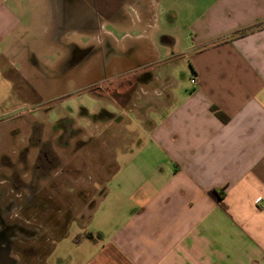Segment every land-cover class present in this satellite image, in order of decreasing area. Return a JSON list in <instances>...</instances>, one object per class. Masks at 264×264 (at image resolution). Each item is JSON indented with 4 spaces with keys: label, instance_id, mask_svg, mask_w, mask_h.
Segmentation results:
<instances>
[{
    "label": "crops",
    "instance_id": "0c3cea01",
    "mask_svg": "<svg viewBox=\"0 0 264 264\" xmlns=\"http://www.w3.org/2000/svg\"><path fill=\"white\" fill-rule=\"evenodd\" d=\"M72 1L0 0V159L9 151L2 144L5 123L25 106L22 93L42 103L43 93L59 85L72 90L74 80L89 76L84 64L77 75L64 65L71 45L89 44L73 38L92 18L70 16ZM80 1L92 7L91 0ZM154 3L153 31L145 35L137 32L138 22L116 15L124 14L117 0L95 1L106 15L92 21L104 39L98 90L109 100L108 88L118 79L137 78L141 97L112 115L117 125L124 117L140 133L129 132L130 144L117 147L126 162L116 164L82 225L73 218L85 230L74 232L64 263L264 264V0ZM160 17L169 30L162 35ZM130 30H136L130 47L108 43L107 34L119 42ZM180 58L189 68L183 85L164 67ZM125 93L116 88L118 98ZM55 252L64 255L52 247L45 258Z\"/></svg>",
    "mask_w": 264,
    "mask_h": 264
},
{
    "label": "rangeland",
    "instance_id": "374dc122",
    "mask_svg": "<svg viewBox=\"0 0 264 264\" xmlns=\"http://www.w3.org/2000/svg\"><path fill=\"white\" fill-rule=\"evenodd\" d=\"M95 1L99 2V0ZM153 1L155 0H126L122 5L124 14L123 16H118L123 23L138 22L139 28L142 29L137 32H144L145 35L147 33L151 34L153 31L151 30L153 10L156 12V3L153 4ZM68 12L70 16H76L84 12V15L87 14L90 19L92 18V8L88 5L85 6L80 0L72 1L69 4ZM87 15L85 17H88ZM165 20L160 17L157 32H160L161 35L169 32ZM92 21L93 18L90 27L84 32L73 30V38L76 41L81 43H87L88 41L89 44H93V40L96 42H99L100 38L104 40L97 30H94L92 34L93 40L86 35L80 37L82 33L84 34L87 30H91L94 27ZM106 29L108 31L111 30L109 26ZM112 33L118 40L122 36L119 32ZM128 35V37H123L119 42H115L109 34L106 37L108 43H117V45L122 43L123 49H125L130 47L132 43L134 44L133 40L136 30L128 31ZM157 43L159 46L160 38H158ZM135 48L139 49L137 45ZM145 53L147 52L145 51ZM116 57L114 55L112 59ZM169 57L172 58L171 55ZM131 62L136 63L137 61ZM83 64L87 66L89 76L84 80L81 79L80 82L77 79L76 81L74 80V88L72 90L66 91L65 87L59 85L55 92H51L48 95L43 93L42 103L38 100L37 104L31 103V101L34 98H39V96L35 97L31 93H22L21 96L25 106L16 112L19 116L18 119L7 122L4 126L9 131L7 130L6 137H3V148L14 152H5L0 159V197H4L0 202L3 205L10 203V207L5 214L6 220L17 222L23 227L28 226L31 230L36 231L37 235L43 236L44 241L41 239L37 242L36 238L28 239V242L20 246L21 248L36 247L40 249V252H44L46 250L44 248L48 247L47 239H52L50 246L61 248L64 253L59 258L56 252L54 254L50 253L45 258L47 251L40 259H37L36 256L34 257V253H27L20 257L19 264H63L67 260L65 253L68 248L72 247L71 239L74 232L83 233L85 228H76L75 222H72L65 235L58 239V236L62 234L61 227L63 221H65L63 218L64 210L72 209L73 213L70 218H75L76 222L82 225L88 216V208L98 201L106 185L107 188L109 187L107 182L115 171L116 164L121 166L122 163L126 162L124 161L126 159H121L120 155L122 153L119 152L117 147H125L130 144L132 139L128 135L129 132L134 131L137 135L140 133L135 132L136 126L128 122L124 117L122 118L124 119L123 123L121 122L117 125L116 122L118 120L112 114L120 113L117 108L126 110V104L130 100L136 99L137 101V97H141L137 95L139 92L141 94L142 91L133 86L128 93L118 98L115 95V88L118 86L113 84L108 88L109 100L112 105L109 100L102 97L101 91H92L91 88L99 80V60L87 58L80 62L77 68L69 72L77 75ZM164 67L171 69L173 79L179 84L183 85L188 81L189 68L185 58L177 59ZM43 89H46V85H43ZM122 89L126 91L125 87H122ZM101 111L111 113V115H101L97 120L91 119L93 114H98ZM124 116L130 118L129 114H124ZM64 118L73 121V128L70 130L69 127H66L62 133L54 132L53 126ZM9 138L15 140L6 142ZM40 148L42 151H47L46 154L49 159L56 157L58 169L40 181L37 180L36 173L34 174L35 179L33 178L31 185L32 187L39 186L40 189L42 188L38 194L41 196L39 198H43L42 201L44 202L47 201L42 208L37 209L33 204L30 205V203L28 204L24 201L28 197V191L22 184L28 182L31 173L23 171L22 168L25 164L31 166L34 157L38 153L43 159L44 153L37 152ZM25 150L26 153H24ZM115 155L117 156L116 159ZM15 183L20 184V186L18 188L14 187L13 184ZM23 209H26V211L23 212ZM52 209L59 211L54 213L58 217L56 222L48 218L53 214ZM57 222L58 225H56ZM38 260L41 261L38 262Z\"/></svg>",
    "mask_w": 264,
    "mask_h": 264
},
{
    "label": "flooded vegetation",
    "instance_id": "af4514ba",
    "mask_svg": "<svg viewBox=\"0 0 264 264\" xmlns=\"http://www.w3.org/2000/svg\"><path fill=\"white\" fill-rule=\"evenodd\" d=\"M126 0H117V3L122 6L123 3ZM95 0H92V18H98L99 16H101V19L106 18L105 13H101L100 11V15L98 13L99 9L97 7H94L95 5ZM117 16L119 15V13L116 14ZM109 16V15H108ZM109 18V17H107ZM94 21V20H93ZM94 23V22H93ZM94 30H98V24L94 23V27L91 30H87L86 33L89 35L90 34V38H92V40L94 39L92 37V34L94 32ZM88 37V36H87ZM89 39V38H88ZM93 44H88L86 45L84 48H78L76 45H71L69 47V52H68V56L64 61V65L67 66L70 71H73L75 68H77V66L79 65L80 62H82L83 60L90 58L92 59H97V60H101V64L99 62V65H101V67L104 66V57H105V52L104 49L102 48L101 45H99V42H96L95 40L92 41ZM116 50L114 48H110L109 49V54L112 55H116ZM126 57L132 55V48H129L126 50L125 52ZM133 67L132 69H137V63L131 62L130 63ZM135 64V65H134ZM98 73H102L99 69ZM147 75V72H144V77ZM136 77H129V78H125V79H118L115 84L116 86L122 88L125 87L126 91L128 92L129 90H131V87H133L134 83L136 82ZM99 82V81H98ZM93 91L98 90L100 87H98L97 84H94L93 87H91ZM116 89V88H115ZM37 152H42L44 153L43 155V159H41L40 153H38V155L36 157H34V161L33 164L30 165H23L22 170L24 171H28L30 172L31 176L30 179L28 180L27 183H23L22 185H24L27 188L28 191V197L26 199H24V201L26 203H30L33 204L37 209L38 208H42L43 205H45V203L47 201H42L41 196H39V192L42 190V188L40 189L39 186L37 187H32V182H33V178H34V174L36 173V177L37 180L40 181L41 179H45L47 178L54 170L58 169V161H56V157H53L52 159H49L46 152L47 151H42L41 148L38 149ZM24 153H26V150L24 151ZM22 157V156H21ZM26 162V160H25ZM17 173V172H16ZM35 179V178H34ZM14 187H19L20 184L15 183L13 184ZM4 190V189H3ZM4 192V191H3ZM4 196V194H3ZM2 198L4 197H0V200H2ZM10 204V203H9ZM8 203L7 204H2L0 202V246L3 248H8L9 251V256L13 259L14 264H19L20 261V257L23 254H27V253H31L34 255V257L36 256L37 259H40L43 257V255L48 251L51 250L52 246H50V243L52 241V239H47V243H48V247L44 248L46 249L44 252L43 251H39L40 249L38 248H34V247H28L24 249V247H20L23 246L26 242H28V239H33L36 238V241L39 242L41 239L44 241L43 236L41 235H37L36 231H33L30 229V227L26 226L23 227L21 226L19 223L17 222H11L9 220H6V213L7 210L9 209L10 205ZM3 205V206H2ZM28 206V205H27ZM26 206V207H27ZM26 209H23V212H25ZM52 215H50V217H48L51 221L56 222L58 220L57 215L54 213H58V210H54L52 209ZM65 213L63 214V218L65 221H63L62 224V232L65 233L66 230L68 229V227L70 226V224L73 222V218H70V215L73 213L72 209H65L64 210ZM56 225H58V222L56 223ZM29 228V229H28ZM36 235H33V234ZM45 238V237H44ZM47 252V253H48ZM46 253V254H47ZM41 260H38V262H40Z\"/></svg>",
    "mask_w": 264,
    "mask_h": 264
},
{
    "label": "trees",
    "instance_id": "16d2710c",
    "mask_svg": "<svg viewBox=\"0 0 264 264\" xmlns=\"http://www.w3.org/2000/svg\"><path fill=\"white\" fill-rule=\"evenodd\" d=\"M212 111H213V113H215V115L219 118V119H221L222 121H226V116L224 115V114H222V112H220L218 109H216V108H212ZM102 112V113H101ZM100 113H98V114H94V115H92L91 116V119H93V120H97L101 115H107V116H110L111 114H108V113H105L104 111H101ZM113 116V115H112ZM109 119V118H108ZM73 126H74V124H73V121H70L69 119H66V118H64V119H61V120H59L56 124H55V126H53L54 127V132H60V133H62V132H64L65 131V129H66V127H69L70 128V130L73 128ZM92 206V205H91ZM64 233L62 232V234L60 235V236H62ZM60 236H58V237H60ZM57 237V238H58Z\"/></svg>",
    "mask_w": 264,
    "mask_h": 264
},
{
    "label": "water",
    "instance_id": "95a60500",
    "mask_svg": "<svg viewBox=\"0 0 264 264\" xmlns=\"http://www.w3.org/2000/svg\"><path fill=\"white\" fill-rule=\"evenodd\" d=\"M0 264H14L13 259L9 256L8 248L0 246Z\"/></svg>",
    "mask_w": 264,
    "mask_h": 264
},
{
    "label": "built area",
    "instance_id": "2783aa9c",
    "mask_svg": "<svg viewBox=\"0 0 264 264\" xmlns=\"http://www.w3.org/2000/svg\"><path fill=\"white\" fill-rule=\"evenodd\" d=\"M189 81H190V83H191L192 85H195V84H196V80H195L194 77H191Z\"/></svg>",
    "mask_w": 264,
    "mask_h": 264
}]
</instances>
